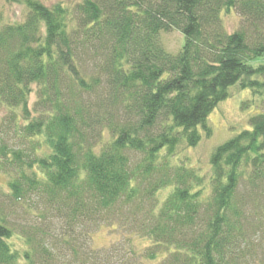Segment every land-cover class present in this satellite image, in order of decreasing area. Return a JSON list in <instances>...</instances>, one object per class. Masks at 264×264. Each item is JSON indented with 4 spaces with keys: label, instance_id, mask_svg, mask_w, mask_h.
Returning a JSON list of instances; mask_svg holds the SVG:
<instances>
[{
    "label": "trees",
    "instance_id": "16d2710c",
    "mask_svg": "<svg viewBox=\"0 0 264 264\" xmlns=\"http://www.w3.org/2000/svg\"><path fill=\"white\" fill-rule=\"evenodd\" d=\"M6 2L0 264H264V0ZM234 86L258 109L201 173L177 155Z\"/></svg>",
    "mask_w": 264,
    "mask_h": 264
},
{
    "label": "rangeland",
    "instance_id": "374dc122",
    "mask_svg": "<svg viewBox=\"0 0 264 264\" xmlns=\"http://www.w3.org/2000/svg\"><path fill=\"white\" fill-rule=\"evenodd\" d=\"M45 6L50 7L55 4L68 5L72 0H38ZM26 13V8L23 4L9 3L6 0H0V26L7 24H15L23 21ZM223 24L227 32H233L239 25V18L235 14L223 17ZM160 41L169 53H176L183 44V38L180 33L172 31L169 33H162ZM229 96L225 101H222L216 107V112L212 113L208 119V125L211 129L209 137H202V140L195 148L181 149L177 158L183 161L193 169L200 170L201 173H206L209 165L208 158L210 153L216 146L230 139L237 132L248 128L246 119L248 115L251 116L257 110L258 105L250 103L245 106L246 101L251 102V94L249 90H242L234 86L228 91ZM33 95L31 96L30 103L34 101ZM31 105V104H30ZM5 111L0 106V120L4 117ZM6 178L0 175V187H6ZM167 192H162L159 199H163ZM3 202L9 203L4 197L0 198ZM5 213L11 215L9 204L5 207ZM12 216V215H11ZM14 217V216H12ZM121 231H111L109 227H102L100 231L96 232L92 239V246L96 249H105L123 239ZM139 246L145 244L135 242ZM138 246V247H139Z\"/></svg>",
    "mask_w": 264,
    "mask_h": 264
}]
</instances>
